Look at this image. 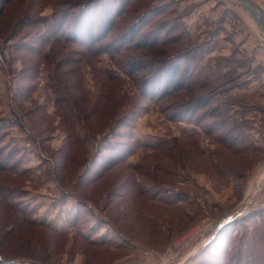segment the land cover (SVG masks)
I'll return each instance as SVG.
<instances>
[{
	"label": "rangeland",
	"instance_id": "374dc122",
	"mask_svg": "<svg viewBox=\"0 0 264 264\" xmlns=\"http://www.w3.org/2000/svg\"><path fill=\"white\" fill-rule=\"evenodd\" d=\"M70 1L0 3V157H11L0 165L2 259L264 264L262 31L233 0H96L109 34L126 43L145 31L152 44L88 58L46 41ZM249 1L264 13V0ZM174 53L182 89L140 93L155 59ZM58 80L82 121L63 119ZM193 98L201 106L186 115Z\"/></svg>",
	"mask_w": 264,
	"mask_h": 264
},
{
	"label": "trees",
	"instance_id": "16d2710c",
	"mask_svg": "<svg viewBox=\"0 0 264 264\" xmlns=\"http://www.w3.org/2000/svg\"><path fill=\"white\" fill-rule=\"evenodd\" d=\"M1 1L4 0H0V3H3ZM101 3L104 4L105 2L101 1L100 4ZM100 4L97 3L96 0H71L70 2H65L66 8L63 10H59L57 13L53 14V17L46 25L49 33H51L50 35L52 36L51 39H48L46 41L47 42H50L51 40L62 41V42L75 44L80 48V50H82V52L88 55V58H91V56L95 57L101 53L113 56L118 52H120L122 49L128 48L129 46L131 47L133 45L136 47V49H141L143 47L151 46L152 42L150 40L143 41V39L147 37L146 36L147 32L145 31L143 32L140 31L138 33L134 32L126 41V43H121V39L126 37L127 35H122L123 37L121 36L119 39V33L115 35L109 34L111 28L113 27L112 26L113 20H111L110 17L105 15L107 11L105 10L104 12ZM158 7L159 4H155L153 6H149L148 8L144 9L141 12V14L137 16L135 21L139 17H141L142 14L146 12L154 11ZM132 26L133 25H131L130 27ZM44 38L47 39L46 34H43L42 37H40V39L45 40ZM31 41H32L31 39H27L26 41L28 42L27 44L29 45V47L33 46L30 45ZM37 55H41V54H37ZM179 56L180 54L174 53L166 58H160V59L156 58L155 59L156 61L154 60L155 61L154 65H152V67L149 69V71L145 74V76L142 79V81L144 82L143 84L149 83L150 85H147L148 88L145 86L146 90L140 87V93L144 94V92L142 91L143 89L144 91H147L145 93L148 94L149 96L151 97L154 96L155 99L157 98L159 99L164 95H168L172 91V89L173 90L182 89V83L184 80L183 72L180 73V70L178 69L180 68L179 65L172 64L173 61L176 60ZM130 57L132 59H130L129 63H131L132 67L140 63L137 69H142L143 67H145L144 64L148 63V61L138 58L139 56L138 57L130 56ZM70 59L76 61V60H80V57H76V58L71 57ZM171 64L172 66L170 68L169 66ZM155 82L156 83L159 82V84H154ZM56 84L60 88V91H58L59 96L57 97V99L59 101L58 109L62 111L61 115L63 119L67 121H75V122L82 121V119L79 118L77 111L75 110L74 104H72L71 100L68 98L69 96L65 92V87L62 84L61 80H58ZM158 91L159 93H157ZM63 92L66 93V98H68L69 100L67 101V104H65L64 102L65 100L63 98L65 97V95L63 97L60 96V94ZM193 99L194 100L192 99L187 100L182 106H180L181 110H183V112L186 115L192 114L194 111L198 109V107L201 106L199 102L202 101V98H193ZM189 118L190 117L188 116L186 117V119ZM9 160H11V157H9L8 155L7 156L2 155L0 157V165H2L4 162L7 161L9 162ZM255 260L256 259L246 257V259L242 261L241 256L239 257L237 256L235 260L229 261V264H261V263H256ZM0 264H21V263H17L13 260L6 262L4 259H2L0 255Z\"/></svg>",
	"mask_w": 264,
	"mask_h": 264
},
{
	"label": "water",
	"instance_id": "95a60500",
	"mask_svg": "<svg viewBox=\"0 0 264 264\" xmlns=\"http://www.w3.org/2000/svg\"><path fill=\"white\" fill-rule=\"evenodd\" d=\"M233 1H235L242 7V9L252 19L255 25L264 34V13L255 4H253L249 0H233ZM209 241H207L206 243H208Z\"/></svg>",
	"mask_w": 264,
	"mask_h": 264
},
{
	"label": "bare ground",
	"instance_id": "6f19581e",
	"mask_svg": "<svg viewBox=\"0 0 264 264\" xmlns=\"http://www.w3.org/2000/svg\"><path fill=\"white\" fill-rule=\"evenodd\" d=\"M248 17H249V16H248ZM250 19H251V18H250ZM251 20H252V19H251ZM253 23H254V22H253ZM257 28H258V27H257ZM259 30H260V29H259ZM253 191H254V188H252V189L249 191L248 194H250V195L253 194ZM246 201H247V200H246ZM246 201H245V202H246Z\"/></svg>",
	"mask_w": 264,
	"mask_h": 264
}]
</instances>
